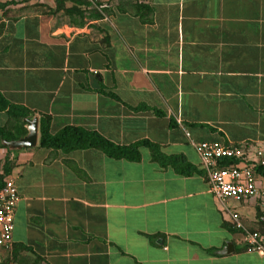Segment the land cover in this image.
<instances>
[{"label":"crops","instance_id":"obj_1","mask_svg":"<svg viewBox=\"0 0 264 264\" xmlns=\"http://www.w3.org/2000/svg\"><path fill=\"white\" fill-rule=\"evenodd\" d=\"M0 95L27 112L22 136L37 118L34 147L0 148L15 250L38 264H264L228 216L264 240V176L223 209L193 148L264 149V0H0ZM40 120L49 135L147 142L194 172L160 166L146 146L135 162L40 147Z\"/></svg>","mask_w":264,"mask_h":264},{"label":"built area","instance_id":"obj_2","mask_svg":"<svg viewBox=\"0 0 264 264\" xmlns=\"http://www.w3.org/2000/svg\"><path fill=\"white\" fill-rule=\"evenodd\" d=\"M87 1L93 5L98 3V0ZM193 148L199 166L205 173L208 192L223 209L226 200L245 201L258 194L255 174L256 169H264V149L254 148L249 155L240 146L217 141L199 142L193 144ZM220 161H228L229 164L220 166L218 164ZM259 194L264 196L263 191ZM17 200L13 181L3 177L0 182V249L2 250L11 247L13 212ZM228 216L233 226L241 229L244 250L264 257V240L258 233L242 229L236 213H228Z\"/></svg>","mask_w":264,"mask_h":264},{"label":"trees","instance_id":"obj_3","mask_svg":"<svg viewBox=\"0 0 264 264\" xmlns=\"http://www.w3.org/2000/svg\"><path fill=\"white\" fill-rule=\"evenodd\" d=\"M5 110L6 113L8 114V120H7V126L0 128V142L15 140L21 137L24 134V132L20 134L22 132L20 130V125H16V124L21 123L20 120L26 117L27 115V112L22 108L8 105L0 95V111H5ZM9 127L10 129H13L16 132V135L12 137L8 135L6 131L8 130ZM46 129H47L46 121L40 120L38 146L43 148L60 149L64 151L96 148V149H100L102 152H104V154H106L108 157H111L113 159H125L128 161L135 162L138 161L139 159L138 147L146 146L151 150V159L154 162H157L160 166L162 167L171 166L175 169V171L179 175L182 176H187L194 172V169L192 167L186 166L183 158L165 157L161 155L154 146L148 144L147 142H140L127 147L115 146L107 142L103 138H101L96 133L88 132L77 128H63L54 135H49ZM0 148H2L1 143H0ZM218 164L220 166H226L229 164V162L220 161ZM1 169L2 172H0V182L8 170L7 162L5 161V159L2 161ZM256 173H260L262 176H264V169L258 168L256 169ZM202 175L205 177V173L203 171H202Z\"/></svg>","mask_w":264,"mask_h":264},{"label":"water","instance_id":"obj_4","mask_svg":"<svg viewBox=\"0 0 264 264\" xmlns=\"http://www.w3.org/2000/svg\"><path fill=\"white\" fill-rule=\"evenodd\" d=\"M26 133L24 136L17 140L12 141H1V146L7 148L10 151H17L20 149L32 148L36 145L37 141V118L32 117L31 119H25ZM231 251V246L227 242L225 246L218 251L217 254L224 255Z\"/></svg>","mask_w":264,"mask_h":264},{"label":"rangeland","instance_id":"obj_5","mask_svg":"<svg viewBox=\"0 0 264 264\" xmlns=\"http://www.w3.org/2000/svg\"><path fill=\"white\" fill-rule=\"evenodd\" d=\"M2 160H0V168ZM0 264H38L26 251L14 250L11 247L7 250L0 249Z\"/></svg>","mask_w":264,"mask_h":264}]
</instances>
